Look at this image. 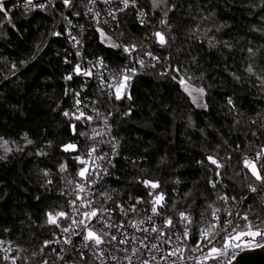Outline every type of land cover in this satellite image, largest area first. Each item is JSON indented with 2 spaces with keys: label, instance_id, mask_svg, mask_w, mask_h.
<instances>
[{
  "label": "trees",
  "instance_id": "16d2710c",
  "mask_svg": "<svg viewBox=\"0 0 264 264\" xmlns=\"http://www.w3.org/2000/svg\"><path fill=\"white\" fill-rule=\"evenodd\" d=\"M89 1L77 0L70 19L86 23ZM136 1L147 14L143 24L128 14L116 31L82 33L86 57L112 71L123 67L125 48L158 61L119 100L88 90L97 120L76 119L74 93L84 82L75 71L79 58L63 37H52L58 15L49 8L0 11V242L20 248V264L41 262L54 233L48 214L64 208L61 187L79 179L77 157L91 146L88 132L98 120H108L117 142L115 183L126 197L144 196L152 188L144 181L156 183L172 217L190 214L196 226L209 224L213 208L225 209L221 197L246 198L245 215L264 228V195L251 194L261 186L243 160L264 150V0H167L158 13L149 0ZM187 83L206 90L205 109L192 104Z\"/></svg>",
  "mask_w": 264,
  "mask_h": 264
},
{
  "label": "built area",
  "instance_id": "2783aa9c",
  "mask_svg": "<svg viewBox=\"0 0 264 264\" xmlns=\"http://www.w3.org/2000/svg\"><path fill=\"white\" fill-rule=\"evenodd\" d=\"M76 2L77 0H71V3L66 6L64 0H32L31 4L27 0H3V5L5 11L11 14L18 10L49 8L58 15V24L52 37H63L68 48L79 58L77 65L80 66L79 73L84 82L81 91L74 93L75 108L80 116L81 112L84 113L82 118L87 119L90 116L91 120H97L99 116L95 107L97 102L86 96L88 90L101 89L116 95V88L124 82V75H128L130 78L126 82L127 86L124 87L125 93L132 88L135 76L140 71L154 68L158 61L151 55L141 56L131 48H129L130 52H126L127 57L123 67L117 72L112 71L102 59H88L82 37L84 31L88 28L116 31L123 26V19L128 14L135 17L139 24H143L147 14L136 0L134 3L133 0H129V5L126 8L122 0H94V2L90 0L83 12L86 23H82L77 19L71 20L69 16ZM58 3L63 5L60 13L58 12ZM141 60L143 64L140 63ZM85 72L91 74L84 75ZM82 93L84 94L82 95ZM77 100H79L78 104ZM88 140L91 146L77 157L79 158L77 165L81 169H87L86 174L83 178L79 177L72 186L62 185L61 195L64 208L58 212H64L66 216L58 217L57 224H50L54 228V233L50 239L44 241L41 249L42 260L38 264H143V261H148L149 264H196V258L201 257L203 253L193 252L191 249L197 245L200 230L209 224L196 226L194 218L190 214L188 217L191 223L172 217L165 199L159 205H155L157 213L154 214L152 207L155 198L160 194L149 186H146L144 196L126 197L123 195L115 183V161L120 159V155L117 142L111 135L108 120H98L89 129ZM257 153H262L259 159L256 157ZM245 159L254 161L260 174L264 176L263 149L249 152L243 160L245 161ZM81 160L85 163H81ZM247 173L261 186L251 194L264 195V184L256 180L248 168ZM213 184L215 182L211 181L210 186L213 187ZM81 186L83 191H80ZM222 201L226 206L222 212L218 213L221 221L230 219L233 224L243 227L244 221L240 220L239 216L245 215L243 207L246 198L241 200L232 198L229 202ZM93 210L97 212L96 216L85 217L83 215L91 213ZM225 210L230 211L232 215L227 216ZM56 213L51 214L55 216ZM169 219L172 221V226L166 224ZM74 220L77 223H73ZM79 221H84V223L81 224ZM211 222H214L212 218L209 223ZM133 224L136 227H133ZM153 227L158 231L152 232ZM63 228H69V231L65 233L62 231ZM185 228L189 233L187 238L184 237ZM89 229L101 235L104 243L95 245L93 241H85L84 237ZM144 229H148V231H144ZM112 235L117 237L115 241L111 240ZM223 235L224 233H221V236ZM177 237L180 239L177 240ZM66 240H69L70 243H65ZM121 240L126 242L120 243ZM213 242L217 247H220L223 240L217 238ZM152 244H156L158 247L153 249ZM178 245L183 248V259H180L179 256L168 255ZM201 247L203 248V245ZM133 249H138L135 254H133ZM262 249L249 248L240 251L235 256L233 263L244 252H255ZM207 250L204 248L203 251L207 252ZM21 259L22 251L13 241L0 242V260L2 262L20 264ZM223 259L226 261L228 258L224 257ZM202 264H217V262L209 260Z\"/></svg>",
  "mask_w": 264,
  "mask_h": 264
},
{
  "label": "snow or ice",
  "instance_id": "6c2138e0",
  "mask_svg": "<svg viewBox=\"0 0 264 264\" xmlns=\"http://www.w3.org/2000/svg\"><path fill=\"white\" fill-rule=\"evenodd\" d=\"M29 4H31L32 0H27ZM94 2V0H93ZM65 5H69L71 3V0H64ZM122 3L124 4V7H128L129 5V0H122ZM134 3V0H133ZM155 4V0H154ZM43 7V5H41ZM0 11H5L4 5H3V0H0ZM91 11V9H89ZM98 15V14H97ZM161 23H166V21H161ZM56 35H59V33H56ZM101 35L103 36V32H101ZM154 35L158 38V41L161 45L166 43L165 37L161 32H156ZM126 52H130L131 49L125 48L124 49ZM148 55H151V53H148ZM141 64H143V61H140ZM75 71L77 73L80 72V66L77 65ZM248 71L251 73L253 70L251 66H249ZM90 72H85L84 75H90ZM130 77L128 75H124L123 81L117 88H116V99L119 100L121 99V89L126 87L127 84L126 82L128 81ZM67 79H71V77H67ZM183 80H181V84H183ZM185 91H188V88L185 87ZM201 95H203L204 90L201 88L198 90ZM191 94V93H189ZM131 97H129L130 99ZM79 103V100H77V104ZM229 104L232 103L231 99L228 101ZM65 116H68L69 113L65 112ZM84 113L81 112V116H83ZM81 116H77L76 119H80ZM87 119L91 120L92 117H87ZM6 143V142H5ZM31 143V141H29ZM74 145H66L65 150H68L70 148H74ZM95 151V149H93ZM91 155V153H89ZM262 153H257L256 157L257 159L260 158ZM79 159V158H77ZM210 162L214 165H216L218 168L222 167L223 165L219 164L215 159L212 157L208 158ZM81 163H85V161L81 160ZM244 166L248 168L252 175L256 178V180L260 181L262 184H264V176L260 174V170L257 169L256 164L252 160L245 159L244 161ZM65 166L61 165V171H64ZM87 169H81V171L78 173L81 177H84L86 174ZM47 175V172L44 173ZM145 185H149L154 189L158 187L156 183H151L149 181H144ZM213 187H215V184H213ZM80 191H83V187H80ZM251 191H256L255 188H251ZM164 199L163 195H158L155 198L154 201V206L152 207V212L154 214L157 213V208L155 205H159L161 201ZM220 199L222 200H227V197H221ZM74 204V202H73ZM227 216H231L232 213L228 210H225ZM220 212L219 208H213L212 210V220L214 222L209 223V225L205 228H202L200 230V238L197 242V245L195 248H192L191 251L196 252L200 251L203 253L201 257L196 258V264H202V262L206 261H216L217 264H233V260L235 256L237 255L238 252L243 251L245 249L249 248H264V228L259 227V224H254L251 220H249V217L247 215L239 216L240 220H243L245 223L243 227H241L239 224H233L230 219H225L221 221L220 216L218 213ZM85 217L88 216H96L97 212L93 210L91 213H84L83 214ZM66 213L64 212H58L56 213L55 216L53 214L49 213L48 214V223L49 224H57V218L58 217H65ZM180 218L182 221H187L188 223H191V220L188 216H186L183 212L180 213ZM151 219V218H149ZM73 223H77V221H73ZM79 223L83 224L84 221H79ZM142 223V222H141ZM260 223H264V220H261ZM166 224L168 226H172V221L171 219L166 221ZM133 227H136L135 224L132 225ZM62 231L67 233L69 231V228H63ZM144 231H148V229H144ZM152 232H157L158 229L153 227L151 229ZM221 233H224L223 236H221ZM107 235V233H105ZM163 235V233H161ZM189 235L188 229L185 228L184 231V237L187 238ZM222 239L223 243L220 247H217L215 243L213 242L215 239ZM259 238V239H257ZM85 241H93L95 245H100L104 243L101 235L97 234L96 232L92 231L91 229L88 230L87 235L84 237ZM117 237L115 235L111 236V240L115 241ZM180 237H177V240H179ZM126 241L121 240L120 243H125ZM65 243H70L69 240H66ZM47 244V242H46ZM203 245V248L201 247ZM87 246V245H86ZM151 247L153 249L157 248L158 246L156 244H152ZM204 248H207V252H204ZM138 249H133V254ZM231 250V251H229ZM168 255L170 256H179L180 259H183V248H181L179 245L172 249ZM227 257L228 259L225 261L223 258ZM5 259H8V257H5ZM155 259V257H153ZM189 259H192V257H189ZM143 264H149L148 261H143Z\"/></svg>",
  "mask_w": 264,
  "mask_h": 264
},
{
  "label": "rangeland",
  "instance_id": "374dc122",
  "mask_svg": "<svg viewBox=\"0 0 264 264\" xmlns=\"http://www.w3.org/2000/svg\"><path fill=\"white\" fill-rule=\"evenodd\" d=\"M151 3V11L152 13H158V12H166V10L168 9V1L167 0H155V4H154V0H149ZM103 41L105 42L106 45L110 46V47H115V43L109 39V38H105L103 39ZM185 87L188 88V91H185L186 94L188 95L189 99L191 100L192 104L197 108V109H205L206 108V99H207V92L206 90L196 84H186L184 86V90ZM203 89L204 93L203 95H201V93L198 91L199 89ZM124 93V88L121 89V97L123 96ZM191 93V94H189ZM74 148H70L67 151H74ZM80 178H83L79 175Z\"/></svg>",
  "mask_w": 264,
  "mask_h": 264
},
{
  "label": "water",
  "instance_id": "95a60500",
  "mask_svg": "<svg viewBox=\"0 0 264 264\" xmlns=\"http://www.w3.org/2000/svg\"><path fill=\"white\" fill-rule=\"evenodd\" d=\"M233 264H264V248L255 252H244Z\"/></svg>",
  "mask_w": 264,
  "mask_h": 264
}]
</instances>
